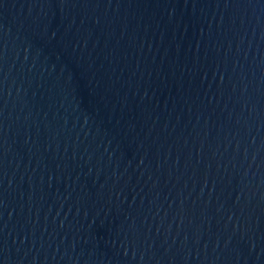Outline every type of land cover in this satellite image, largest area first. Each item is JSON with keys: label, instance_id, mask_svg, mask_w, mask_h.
Segmentation results:
<instances>
[{"label": "water", "instance_id": "95a60500", "mask_svg": "<svg viewBox=\"0 0 264 264\" xmlns=\"http://www.w3.org/2000/svg\"><path fill=\"white\" fill-rule=\"evenodd\" d=\"M0 264H264V0H0Z\"/></svg>", "mask_w": 264, "mask_h": 264}]
</instances>
